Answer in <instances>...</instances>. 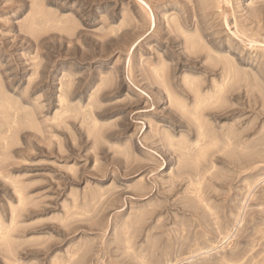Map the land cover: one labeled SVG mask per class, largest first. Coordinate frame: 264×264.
Returning a JSON list of instances; mask_svg holds the SVG:
<instances>
[{
  "label": "rangeland",
  "instance_id": "obj_1",
  "mask_svg": "<svg viewBox=\"0 0 264 264\" xmlns=\"http://www.w3.org/2000/svg\"><path fill=\"white\" fill-rule=\"evenodd\" d=\"M144 1L0 0V264H264V0Z\"/></svg>",
  "mask_w": 264,
  "mask_h": 264
},
{
  "label": "bare ground",
  "instance_id": "obj_2",
  "mask_svg": "<svg viewBox=\"0 0 264 264\" xmlns=\"http://www.w3.org/2000/svg\"><path fill=\"white\" fill-rule=\"evenodd\" d=\"M138 2H139V4H141V5H144L145 7H148V9H149V11H150V13H151V19H152V30H154L155 29V21L153 20L154 19V17H153V14H152V11H151V8L149 7V5L144 1V0H137ZM144 6H143V8H144ZM147 10V9H146ZM149 13V12H148ZM215 60V59H214ZM233 77V76H232ZM232 80V79H231ZM218 88V87H217ZM201 97V96H200ZM199 97V98H200ZM203 97V96H202ZM214 97V96H213ZM202 100V102H203V99H200V101ZM209 105H211V104H209ZM208 105V106H209ZM203 125V124H202Z\"/></svg>",
  "mask_w": 264,
  "mask_h": 264
}]
</instances>
